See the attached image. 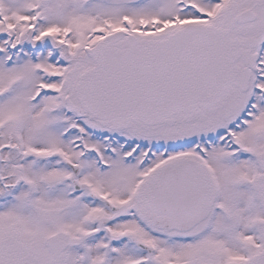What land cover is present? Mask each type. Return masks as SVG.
Masks as SVG:
<instances>
[{"label":"snow or ice","instance_id":"6c2138e0","mask_svg":"<svg viewBox=\"0 0 264 264\" xmlns=\"http://www.w3.org/2000/svg\"><path fill=\"white\" fill-rule=\"evenodd\" d=\"M0 264H264V0H0Z\"/></svg>","mask_w":264,"mask_h":264}]
</instances>
